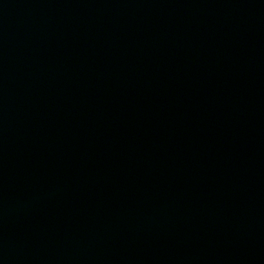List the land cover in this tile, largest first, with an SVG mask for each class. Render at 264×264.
<instances>
[{
  "label": "water",
  "instance_id": "water-1",
  "mask_svg": "<svg viewBox=\"0 0 264 264\" xmlns=\"http://www.w3.org/2000/svg\"><path fill=\"white\" fill-rule=\"evenodd\" d=\"M0 264H264V0H0Z\"/></svg>",
  "mask_w": 264,
  "mask_h": 264
}]
</instances>
